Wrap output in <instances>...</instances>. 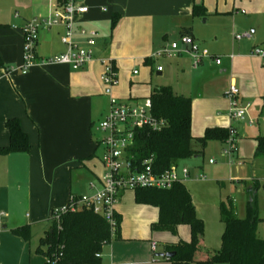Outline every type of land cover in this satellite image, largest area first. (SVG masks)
<instances>
[{"label": "crops", "instance_id": "1", "mask_svg": "<svg viewBox=\"0 0 264 264\" xmlns=\"http://www.w3.org/2000/svg\"><path fill=\"white\" fill-rule=\"evenodd\" d=\"M65 1L0 0V58L5 66L0 69V147L10 143L6 123L11 119L20 120L31 145L29 153L0 155V264H46V257L39 250H47L46 246L41 247V242L52 232L53 211L67 206L71 196L87 194L89 184L100 179L96 161L103 166L104 134L97 129L100 135L93 134V120L98 114L106 118L112 94L122 98L120 101L138 102L149 98L157 87L171 86L177 95L192 99L193 106L194 95L198 99L205 96L199 86H195L193 94V86L188 82L154 83L153 55L169 49L177 38L190 36L198 43L201 53L212 52V58L223 59L221 65L214 66L216 77L206 72L205 67L199 73L216 78L218 88L213 92L216 96L224 97L234 85L240 91V103H251L249 110L258 123L254 137L256 151L257 139L264 136V65L261 58L252 55L255 48L264 47V0H79L77 5L86 6L89 11L75 18V31L78 34L85 28L97 32L95 61L79 71L66 65L37 64L22 74L23 27L49 17ZM195 6L205 7L206 13L195 16ZM116 14L120 19L113 28ZM204 18V22H196ZM64 30L63 25L41 27L36 48L39 59H52L66 52L62 43ZM245 33L251 37L235 39L236 35ZM208 40L214 41L217 50L212 51ZM102 58L114 60L123 82L130 83L127 93L118 88L112 92L103 83L104 67L99 61ZM149 58L151 64L145 62ZM132 62L147 66L149 74L139 78L137 68L126 73ZM178 66L185 72L180 63ZM163 74L158 72L157 76L162 78ZM134 83L147 85V93L132 95V91H139V86L132 89ZM247 117L249 125L255 124L250 114ZM205 124V131L233 128L236 138L239 135L232 123L217 125L207 121ZM205 131L194 135L192 119L194 138L202 137ZM261 157L264 158L255 153L256 159ZM255 183L248 192V197L253 199L255 187H260L259 181ZM185 186L188 189L186 183ZM130 192L136 202L135 191ZM126 193L129 191L120 198ZM192 200L196 209L193 196ZM154 208L159 220V209ZM116 211L122 220L120 238L107 253L103 251L102 258L109 260L106 264H147L149 261L142 258L148 260L150 253L152 259L163 258L171 264L165 256L173 252L170 248L191 241L164 243L161 254L157 253V243L155 252L152 251V243L149 252L148 247H142L143 241L122 232V225L129 219L124 206ZM150 216L153 220L154 213ZM23 227L29 228L28 240L14 232ZM218 250H208L203 236L193 264L206 261Z\"/></svg>", "mask_w": 264, "mask_h": 264}, {"label": "trees", "instance_id": "2", "mask_svg": "<svg viewBox=\"0 0 264 264\" xmlns=\"http://www.w3.org/2000/svg\"><path fill=\"white\" fill-rule=\"evenodd\" d=\"M206 13L203 6L194 7V15ZM120 15H114V28ZM151 64V59L145 61ZM0 58V69L4 68ZM153 104V113L157 118L165 119L167 126L159 131H140L136 136L134 153L138 160L153 159L154 170L162 174L181 161L199 157L210 142H226L230 129L208 128L202 137L192 135L193 104L192 99L177 95L171 86H161L153 90L149 97ZM6 126L10 132V143L0 147V155L29 153L31 145L28 135L22 130L19 119L8 120ZM256 156H264V136L257 139ZM199 144L201 149H196ZM138 204L150 205L159 209V220L153 225L156 230L175 231L179 225L190 226L191 241L170 248L175 256L171 264H193L205 233V225L197 215L192 196L185 184H177L171 190L138 189L135 191ZM221 221L225 225L222 246L206 261L195 264H264V239L259 236L258 224L261 221L255 200L249 202L246 218H239L234 201L227 199L220 208ZM116 239L120 238L121 217L116 214ZM52 232L42 239L39 250L45 257L51 252L62 254L60 264H100L104 248L112 239L111 228L104 219L90 210L67 213L61 217L60 228L52 220ZM15 234L29 239V228L23 227Z\"/></svg>", "mask_w": 264, "mask_h": 264}, {"label": "rangeland", "instance_id": "3", "mask_svg": "<svg viewBox=\"0 0 264 264\" xmlns=\"http://www.w3.org/2000/svg\"><path fill=\"white\" fill-rule=\"evenodd\" d=\"M204 20L205 18L201 21L197 20L196 22H204ZM182 39L183 38H177L175 40V44L179 45V51L171 52L169 56L155 59L156 64L154 65V72L152 74L154 83L156 81L163 83V85H168L170 83L177 84L188 82L193 86V94L195 93V86H199L200 91H204L203 93L205 96L203 98L198 99L195 95L193 97L194 135L199 136L204 133L206 127L205 123L207 121H212L217 125L232 123L239 133L236 138L237 152L225 154V150H230L229 145L226 142L213 141L207 145L199 157L183 160L180 163L181 167H187L192 174V177L186 182V185L193 196L197 207V215L204 221V246L210 251L221 248L225 225L221 221L220 208L223 204H226L229 197L236 204L238 217L242 219L246 218L248 205L252 198L248 197V192L252 187L256 186V183L254 184L255 181H259L260 187H255V199L252 198V201L255 200L258 215L259 218H261L258 224V233L259 236L264 239V158H255L256 141L254 137L257 135L256 133L258 131L256 118L252 116L251 110H249L248 115L250 114V117L255 120V124L253 125H249L248 115L244 120L232 119L230 117V102L228 99L225 96H216L213 94L218 88L216 78L206 75L207 73H205V75L199 73L200 70L205 67L206 72L216 77L217 72L214 66H217V64L215 60L211 58L212 52H208L209 54L207 53V56L203 59L204 62L195 68L193 58L185 52L186 46L182 43ZM207 43L212 45V51H214V49L217 50L213 40H208ZM196 44L198 45L197 42ZM165 49L167 50V48ZM200 51L202 52L201 48ZM188 55L190 58L187 57ZM222 60L223 59H221V62ZM178 63L184 67L185 72L180 69ZM136 68L141 75L139 78L147 73L149 74V68L137 62H132L128 66L126 73H132ZM159 68H161V70H159ZM158 72L164 73L162 78L157 76ZM217 78H219L218 75ZM138 86L139 91H132V95L136 96L147 93L148 86L144 84L139 85L134 83L132 89ZM107 88L112 90V92L113 89L118 88L119 91L127 93L130 90V83L127 81L123 82L118 72L116 84L112 88L109 86H107ZM111 98L122 100V98L114 94H112ZM247 103L249 102L240 104L244 106ZM221 113H228V115H221ZM104 119V116L101 114L94 116V135H100L99 132L97 133L96 129ZM194 146L196 149H201L199 144H195ZM210 160H213L214 163L210 164ZM96 162V174L99 178H102L105 172L104 167L99 160ZM195 176H203V179L195 178ZM86 193H90V189ZM132 195L133 192L129 191L124 197L119 198L116 209H118L119 206H124L129 219L122 225V232L137 240L143 241V248L148 247L150 252L151 244L157 243L159 245L157 253L161 254L164 250V243L181 242L183 240L189 241L191 239L190 226L185 224L179 225L175 231L153 229L152 223L158 220V215H155V208L151 206H142L136 203L134 198L132 199ZM127 197L129 198L127 199ZM152 212L154 213L153 220L150 216ZM115 242H117L116 236L112 239L110 244L105 247L104 252L107 253ZM104 252L103 254H105ZM152 258L154 257H152L150 253L148 260L147 258H142V261H151L147 264H168V262L163 261L165 260L163 258ZM108 261V259L103 257L100 264H106Z\"/></svg>", "mask_w": 264, "mask_h": 264}, {"label": "built area", "instance_id": "4", "mask_svg": "<svg viewBox=\"0 0 264 264\" xmlns=\"http://www.w3.org/2000/svg\"><path fill=\"white\" fill-rule=\"evenodd\" d=\"M78 1L66 0L49 17L41 21L34 20L23 27L24 59L20 67L22 74H27L37 64L66 65L74 71H79L95 61L97 32L85 28H81L78 34L75 31V18L89 11L86 6L77 5ZM243 13L245 12L243 11ZM61 25L65 28L62 43L67 49L66 52L52 59H39L36 48L41 27L50 29ZM250 37L251 34L245 33L236 35L235 39L241 41ZM182 43L186 46L185 52L194 60V67H198L207 55L201 53L199 46L190 36L183 37ZM177 51H179V45L172 44L169 49L155 53L153 58L159 59ZM252 55L261 58L264 65V47L255 48ZM213 59L217 65H221V58ZM99 61L104 67L101 79L105 85L112 88L118 79L114 60L102 58ZM239 95V89L232 85L225 96L230 102V117L243 120L248 115L251 104L247 103L242 106ZM166 126L165 119L157 118L154 115L150 98L138 102H126L111 98L109 112L97 127V130L104 134L101 140V145L104 147L102 163L105 172L103 177L89 184L90 193L80 196L73 195L67 206L53 211L51 218L57 223V227L60 228L63 215L86 209L104 219L110 226L114 237L117 230L116 204L121 194L138 189L171 190L177 184H185L191 178V172L187 167L173 165L166 172L158 174L154 170L153 159L140 161L134 153L138 132L159 131ZM226 143L230 150H225V154L237 152L236 131L233 128L230 129ZM209 163L213 164L214 161L210 160ZM197 178L203 179V176ZM155 250L156 243H153L152 251L155 252ZM61 258V253L51 252L46 258V264H60Z\"/></svg>", "mask_w": 264, "mask_h": 264}, {"label": "water", "instance_id": "5", "mask_svg": "<svg viewBox=\"0 0 264 264\" xmlns=\"http://www.w3.org/2000/svg\"><path fill=\"white\" fill-rule=\"evenodd\" d=\"M165 256L168 257V258H172V257L175 256V253L174 252H169V253L165 254Z\"/></svg>", "mask_w": 264, "mask_h": 264}]
</instances>
